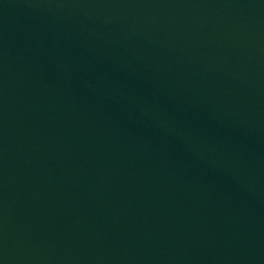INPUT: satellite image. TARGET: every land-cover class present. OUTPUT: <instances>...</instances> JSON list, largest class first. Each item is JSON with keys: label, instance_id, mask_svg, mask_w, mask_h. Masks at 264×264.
<instances>
[{"label": "water", "instance_id": "95a60500", "mask_svg": "<svg viewBox=\"0 0 264 264\" xmlns=\"http://www.w3.org/2000/svg\"><path fill=\"white\" fill-rule=\"evenodd\" d=\"M0 264H264V0H0Z\"/></svg>", "mask_w": 264, "mask_h": 264}]
</instances>
